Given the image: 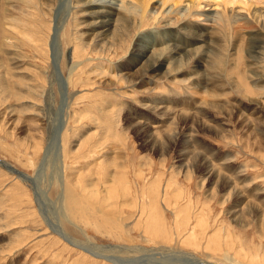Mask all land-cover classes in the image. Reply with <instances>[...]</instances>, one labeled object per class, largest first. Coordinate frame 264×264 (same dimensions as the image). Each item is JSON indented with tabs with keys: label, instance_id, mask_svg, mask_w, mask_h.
Segmentation results:
<instances>
[{
	"label": "rangeland",
	"instance_id": "obj_1",
	"mask_svg": "<svg viewBox=\"0 0 264 264\" xmlns=\"http://www.w3.org/2000/svg\"><path fill=\"white\" fill-rule=\"evenodd\" d=\"M6 1L0 0V160L8 163L5 170L0 166V264H112L67 243L49 220L66 239L107 252L113 249L116 256L121 253L120 257L127 259H141L151 249L165 248L170 253H184L214 264H264V92L257 95V115L252 114L251 92L247 98L244 88L236 89L239 84L234 82L243 63L236 65L240 62L236 63L233 54L237 57L241 51L229 50L227 34L221 41L226 48L221 55L227 57L224 74L229 76L225 81L230 80L228 88L235 89L230 91V97L221 99L209 94L200 102L201 84L194 87L183 79L159 81L158 90L152 95L134 90L130 81L116 85L109 83L114 81L111 79L97 80L96 65H107L111 51L107 49L106 59H96V51L88 46L89 37L84 35V16L79 13L64 23L58 35L59 78L51 47L58 1ZM74 1L71 0L73 6ZM149 2L163 5L166 0ZM174 7L175 14H179L181 5L175 3ZM164 21H152L151 25V20L146 21L144 33H149L150 28L162 32ZM131 41L119 46L113 63L119 64L128 51H133ZM72 50L74 61L80 66L74 75H69ZM226 50L233 52L225 53ZM191 69H195V64L186 71L190 74ZM64 78L69 80L70 88L67 85L66 89L70 104L62 114L64 120H54L51 113L59 110L63 101L59 83ZM106 81L108 85L103 83ZM205 82H209L207 78ZM232 83L236 86L232 87ZM244 85L250 89V85ZM161 101L168 105L177 103L185 114L151 115L141 109ZM199 103L203 109L210 108L209 113L197 112ZM210 103L222 107L215 109ZM132 119L133 126L127 127ZM56 121H64L66 126L59 130V126L52 127ZM139 121L148 126H135ZM172 121L175 127H168ZM201 123L224 125L220 127L224 132H216V127L210 131ZM137 130H144L145 136ZM154 139L171 142L161 146L148 143ZM49 145L53 148L48 156L52 158L51 165L44 166ZM227 155L230 161L226 160ZM208 170H214L213 174L209 175ZM239 170L243 171L242 180L235 178ZM117 171L126 178L121 179V185H110V173ZM217 172L227 181H219V187L215 185ZM30 179H36V184ZM229 179L239 188H250L243 198L257 205L258 210H244L242 225L237 224L232 212L244 202L237 203L229 190L222 189ZM40 191L51 204L48 208L38 198ZM68 199L74 201L75 211L67 206ZM123 246L140 251L119 250ZM160 256L151 257L156 264H164Z\"/></svg>",
	"mask_w": 264,
	"mask_h": 264
},
{
	"label": "bare ground",
	"instance_id": "obj_2",
	"mask_svg": "<svg viewBox=\"0 0 264 264\" xmlns=\"http://www.w3.org/2000/svg\"><path fill=\"white\" fill-rule=\"evenodd\" d=\"M8 1H6V2H8ZM46 1L50 4L55 3V0H46ZM57 1L58 2H57L56 10L54 9L56 12L55 17L57 16V20L55 22V26H54L55 30H53L52 43H51V47H52V51H53L52 55L54 56V61L56 64L55 72H56L57 76L59 75L58 62L60 61L59 58L61 56L60 55L61 47H60V43L58 42V35H59L60 31L63 29L64 23L66 21H68L71 16L79 13V14H82L84 16L82 23L87 28L84 31V35H87L89 37L88 38V41H89L88 46L90 45L92 51H96V54H95L96 59H100V60L106 59V57H108V56H105L107 49L109 51H111L109 58H107V61H108L107 65H104V63L103 64L100 63V64L96 65V69L94 71V76L97 78V80L98 79L101 80L100 82H102L104 79H111L114 81L113 82L106 81L103 83H106L108 85V82H109V83H114L117 85L120 82L125 83L126 81H130V83L134 84V88H136V89L133 88L134 90L144 92V93L146 92V93L150 94L151 92L153 93L156 91L157 87L159 86L158 83H160L159 81L167 82L166 80H168V81L175 80L176 81L178 79H180V81H181V79H183V80H187L189 82V84L193 85L194 87L195 86L197 87L199 85V83L201 84L199 87L201 88L200 94L202 95V97H200V98L198 97L200 102L206 97L205 95H209V94H212V96L214 95L215 96L214 98L217 97V98L222 99L223 97L226 98V96L230 97L231 92L233 90H235L234 88L232 90L228 88L229 85L231 84L230 80H229L230 84L227 81H225V80H227V77L229 76V75L226 76V74H224V70L226 67L225 66L226 62H224V59L227 57L222 56L223 54L221 55L223 50L226 49V48H224V46H222L221 41L223 38H226L225 36L227 34V36H228L227 41H228L229 50L232 48L233 51H237V49L241 51V53L239 55L241 58H239V56L235 57V55L233 54L234 58H236V63L240 62V63H237V64L234 63V64H236V65L239 64L240 66H242L241 64L243 63L242 69L237 72L238 79L234 80V82L236 81L235 83H237L239 85L236 86L235 83H232V87L236 86V89H243L244 88L243 92L245 91V92H247V94L251 92L252 98H250V96H251L250 94L245 95V96L247 98H250L249 102H250L251 108L249 106L248 107L250 108V110H252V114L257 115V111H258L259 106H260V103L258 101L259 97L257 95H262V94H258V93H260L262 91L264 92V73L261 71V70H264V0H166V2L163 5H161L160 3H159V5H156V3H154V2L150 3L149 2L150 0H75L74 3L77 6L80 5L81 6L80 9L76 5L73 6L71 4V0H57ZM69 2H70V5H69ZM175 3H179L181 5V10H180L179 14H175V11H174V8H175L174 4ZM169 4H172V5L168 6ZM160 5H161V9L157 10ZM45 6L47 7V5H45ZM8 11H10V10H8ZM149 20H151L150 25H151L152 21H154L155 24H158V23H161L162 20H165L163 22V23H165L164 27L162 29H160V31H162V32L155 30L156 28H150L149 33H146V32L144 33V31L147 28L146 21L149 23ZM16 22H17V20H16ZM9 24H10V26L13 25L11 23H9ZM9 24H6V25H9ZM6 28H7V26H6ZM12 29H13V26H12ZM158 30H159V27H158ZM132 34H135L134 37L132 36ZM80 36H82V33ZM81 38L82 37H80L79 39H81ZM182 38H186L187 40L183 41ZM131 39H132L131 46H135V47H133V49H131L130 51H132V50L133 51L131 53H129V51H128L129 54L126 52L127 55L124 54L125 55L124 57H122V58L120 57L121 60L118 62L120 65L117 63H113L112 62L113 59L119 55V54H117L119 46L126 45V42L128 40L130 42ZM74 42H76V41H74ZM84 42H85V40H84ZM77 46H79V45H77ZM85 46H87V44ZM125 49H126V47H125ZM120 50H121V47H120ZM227 50L225 51V53L229 52ZM232 52H229V53H232ZM69 54H70L69 59L71 60V63L69 61H67V65H68V63H70L69 64V75H72L79 68L80 63H76V61H74L73 50ZM116 54H117V56H116ZM233 56H231L232 59H233ZM220 62H222V64H220ZM230 63H231V65L233 64L232 60L230 61ZM192 64H195V69L192 70L193 69L192 68L191 69L192 72L189 74L186 71V69L188 68L189 65H192ZM227 66H229V62H228ZM234 67H235V65H234ZM229 71L231 72V70H229ZM92 72L93 71H91V75H92ZM233 72H236V71H233ZM230 75H231L230 77L236 76L235 74H234L235 76L232 74H230ZM187 76H188V79H187ZM59 78H61V77H59ZM206 78L208 79L209 82H205ZM243 82L248 84V86L250 85V89L248 87H247L248 88L247 89L246 88L247 85H244L245 83H243ZM59 84L61 86L60 100L63 99V101L59 105V110H56L55 113H51L52 115H54V117H53L54 120L58 119V117H59V119L61 118L60 120H64L62 114L69 107L70 99H71V96H68V95H70L68 93L69 92L68 90L70 88L69 87V80L68 79L66 80L65 78L62 80L60 79ZM126 84H128V83H126ZM179 84L181 85L180 82H179ZM233 84H235V85L233 86ZM67 85H68V90L66 89ZM163 88H164V84H163ZM239 92H240V90H239ZM234 93H236V92H234ZM153 94H155V93H153ZM160 94H162V93H160ZM156 97H158V96H156ZM211 98H213V97H211ZM156 101H158V99H156ZM204 103L202 104L203 106H205ZM231 103H233V101ZM172 104L173 105H168V103H165V101H161L158 103L154 102L150 105H146V106L142 107L141 109H142V111L145 110V111L149 112L151 115L152 114H158V115H166V114L169 115L170 114L171 116L172 115L173 116H182V115H180V113L185 114V111L183 112L184 109L181 107L179 108L177 103L174 104L172 102ZM181 104L179 106H184ZM205 104H207V103H205ZM216 104L217 105H215V104L214 105L211 104V105L216 106L215 109L217 107L219 109L222 107V106L218 105V103H216ZM62 105H64V106L60 107ZM200 105L201 104L199 103L196 106V109L198 110L197 112H200V113H202V115H204L203 114L204 110L207 111L208 107L206 109H203V107ZM234 106H235V104H234ZM175 107L176 108L178 107L179 109H176ZM196 109H194V110H196ZM208 109L210 110V108H208ZM236 109H238V108H236ZM212 110H214V107ZM133 111L136 112L135 109H133ZM188 111L186 110V112H188ZM127 112H128V110H127ZM242 112H243V110H242ZM228 113H229V115H231V112H227V114ZM188 115H189V113H188ZM206 115H207V113H206ZM238 115L240 116L239 113H238ZM205 116H204V119H206ZM207 116H210V115H207ZM215 117H214V119L216 120ZM199 118H201V117L198 116V119ZM255 119H257V118H255ZM132 121H133V119L130 120V124H128L127 127L133 126ZM175 121L174 122L172 121L170 123V126H168V127H175V125H176ZM192 121H195V120L192 119ZM256 122L257 121H255V123ZM204 124L205 123H201L202 126L209 127L210 131L213 129V127H216L215 128V129H217L216 132L217 131L218 132H224V129L222 131V129L220 128L222 126L224 127V125L221 126V124H220V125L215 126V125L209 124V123H207L205 125ZM215 124H217V123H215ZM218 124H219V122H218ZM256 124H257V126L262 127L260 123L257 122ZM134 125L137 127H144L143 129H145V127L148 126L145 124V122H144V124H142V121H139L136 124L134 123ZM162 125H159V126L161 127ZM180 125H181V123H180ZM60 126H66V122L63 121V123H62V122L56 121V122H54V124H52V127H58V130H59ZM197 126H200V125H197ZM156 127H157V125H156ZM156 127H155V129H156ZM157 128H159V127H157ZM137 131L141 134L145 133L144 130H137ZM158 131L160 133V131H161L160 128H159V130L157 129V132ZM151 134H153V133H151ZM154 134H156V133H154ZM220 134L222 135V133H220ZM149 138H147V139H149ZM150 142L153 143L155 146L156 145L158 146V144L161 146V145H165V144H170L171 141H169V140L168 141H165V140L156 141L154 139V140H150L148 143H150ZM56 151H57V148L55 147L54 152H56ZM52 152H53L52 145H49L47 148V155L46 156L48 157L49 155H51ZM227 156L228 157H226V160L230 159L229 155H227ZM108 158H110V157H108ZM51 159L48 157V161L46 159L47 163L44 166L51 165L49 162ZM109 160H112V159H109ZM230 160H227V161H230ZM0 161H1L0 166L3 167L4 170L7 169V168H5V166H8V163H6L4 160H0ZM183 161L186 162V159H183ZM204 161H206V159ZM111 164H112V162H111ZM53 165H52V167H53ZM116 167H117V165H116ZM186 167H187V169L191 168L189 166V164ZM54 169L57 171V169L55 168V165H54ZM10 171L13 173H16L14 169H10ZM213 172H214V170H208L209 175H212ZM242 172L243 171L239 170V172L236 174L235 178H237V180L239 178L242 180L243 176L240 175V174H242ZM215 173H216V171H215ZM110 174H111V177H113L111 181L108 180L110 182V183L108 182L110 185H121L122 184L121 179L124 177L126 178V176L123 174V172L117 171L113 175H112V173H110ZM221 176L222 175L219 173L217 174V176H214L216 179L215 185H217L218 187H219L218 182L223 180ZM35 180L30 179L29 181L36 184ZM39 181H41V180H39ZM223 182H227V181L224 179ZM93 186H94V184H93ZM238 186L236 185V183H234L232 180H230L229 183L225 184L224 188H222V189L229 190V193L232 195V197L234 196V199H236L237 203H243L244 202L242 207H239V208L237 207L232 212L235 214V220H236L237 224L239 223L240 225H242L244 222L243 221L244 220L243 214L245 213L244 210L245 209H247L249 211L250 210L251 211L256 210L257 205H253L252 202H254V201L243 198L244 194H246L247 190H249L250 188L249 189H244V188L242 189L241 187L239 188ZM37 195H38V193H37ZM72 196H74V195L72 194ZM38 198L41 201V203L46 205L45 207H47L50 204V203L48 204L47 201L45 200L43 191L39 192ZM79 199L81 200V198H79ZM67 206L70 209L72 208L73 211L76 210L75 209V203L72 199H68ZM53 213L55 214V212H53ZM56 213H58V211ZM260 213H261V211H260ZM49 221H50L49 223H50L51 227L53 229L55 228V230L60 235V237L63 240H65L67 243L72 244L76 247H80V249H82L83 251L85 250V251L89 252L91 254L90 256L93 255L94 257L99 258V259L103 258L105 261H109L112 264H156V262H154V260L151 257L152 255H154L156 257H157V255L158 256L161 255L163 257L162 260L164 261V264H165V262H166V264H214L215 263L213 261H209V262L207 261L206 262V261L195 260L192 256H190L188 254L182 253L181 255H179V253L176 254V252H174L173 250H172L173 252L170 253L169 250H165V248H164V250H162L160 248H159L160 250H158V249L152 250L151 249L141 259L137 258L134 260V259H131L130 257H129L130 259H127L126 256H124V257L121 256L123 258H126V259H123L120 257L121 253L119 254V256H116V254H115L116 251H114L113 249L108 250L111 252H107L104 250H99L97 248H94L88 244L72 242L69 239H66V235H63L64 233L61 230L59 231V227L56 225H53L51 223V220H49ZM119 250L140 251L139 248L138 249L128 248L125 246L121 247ZM163 251H165V253H160ZM223 264H225V263H223Z\"/></svg>",
	"mask_w": 264,
	"mask_h": 264
}]
</instances>
